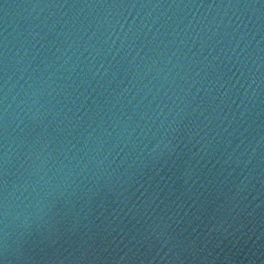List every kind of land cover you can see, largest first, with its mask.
<instances>
[{"label":"water","instance_id":"1","mask_svg":"<svg viewBox=\"0 0 264 264\" xmlns=\"http://www.w3.org/2000/svg\"><path fill=\"white\" fill-rule=\"evenodd\" d=\"M0 264H264V0H0Z\"/></svg>","mask_w":264,"mask_h":264}]
</instances>
